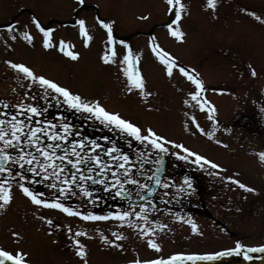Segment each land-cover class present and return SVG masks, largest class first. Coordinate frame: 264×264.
I'll use <instances>...</instances> for the list:
<instances>
[{
	"label": "rangeland",
	"instance_id": "374dc122",
	"mask_svg": "<svg viewBox=\"0 0 264 264\" xmlns=\"http://www.w3.org/2000/svg\"><path fill=\"white\" fill-rule=\"evenodd\" d=\"M182 2L185 9L178 27L184 36L177 39L170 36L167 28L175 19L167 0H0V118L16 115L27 123L26 110H18L16 105L37 106L41 115H33L32 123L43 126L40 120H51L58 128L61 123L70 124L71 134L63 144L70 146L72 140L83 139L88 143L96 139L101 147L95 153L105 162L110 160L107 150L115 145L119 153L113 155L127 154L128 163L134 165L131 175L141 183H148L150 170L162 154L149 142L136 140L115 125L106 126L89 113L69 108L62 97L57 103L54 96L59 94L41 99L43 91L39 85L31 83L8 62L24 63L36 74L69 88L85 100L98 101L142 131L151 127L166 140L183 144L221 166L201 167L193 163L195 158L191 156L188 160L180 159L173 153L187 155L183 149L166 144L167 176L172 183L176 177L185 176L192 184L191 190L182 192L181 187L186 188L184 180H177L178 195L174 196L173 207L179 204L178 213L168 210L170 196L162 198L161 205L154 209L148 200L138 203L124 200L116 204L106 198L109 202L105 203L101 193L114 195L107 179L113 181L112 173L122 171L112 164L99 189L91 190L88 187H95L91 184L86 186L91 192H100L103 199L92 194L94 201H88L78 191L75 196L69 193L60 197V202L66 199L68 207L83 212H114L130 207L139 211L140 203L148 204V220L141 221L133 215L128 218L134 222L131 225L114 218L77 220L76 224L59 209L33 204L18 183H12V199L0 209V248L27 253L26 259L31 264H84L85 259L87 264H113L193 251L213 253L234 248L237 242L253 248L264 246V161L259 158V153L264 152V0H216L214 8H209L206 0ZM33 17L42 27L52 29L51 47H44L43 33L36 28ZM80 19L85 20L91 37L87 44L77 23ZM99 19L113 27L112 47L116 56L107 63L102 57L111 49L107 30ZM26 32L31 34V42L25 39ZM152 38L179 65L195 69L204 85L199 99L201 103L206 99L207 105L202 108L191 99L189 93L195 91V85L178 69L167 75L151 50ZM61 40L68 51L79 54L76 59L60 51ZM120 41H125L134 56H138L139 63L135 66L149 95L141 97L135 88L127 91L130 85L123 74L126 65L121 63L127 48ZM252 70L256 75H252ZM212 107L214 112H210ZM209 131L213 133L211 137L207 135ZM42 142L51 141L43 138ZM61 151L58 149V154ZM23 165L25 170L21 172L25 173L29 165ZM35 176L43 179L41 190L35 192L38 196L43 194L44 199L59 196L58 191L48 187L50 179L36 173ZM229 176L254 191L240 188L226 179ZM25 183L33 189L28 181ZM155 197L149 200L156 202ZM189 219L197 225V231H192ZM137 221L154 231L142 236L141 229L135 226ZM77 232L81 234L77 236ZM102 236L107 239H101ZM74 239L81 241L85 257L76 254ZM149 240L156 242L159 250L151 248Z\"/></svg>",
	"mask_w": 264,
	"mask_h": 264
},
{
	"label": "snow or ice",
	"instance_id": "6c2138e0",
	"mask_svg": "<svg viewBox=\"0 0 264 264\" xmlns=\"http://www.w3.org/2000/svg\"><path fill=\"white\" fill-rule=\"evenodd\" d=\"M83 2V0H81ZM207 6L209 8H214L216 4V0H206ZM167 4L169 5V11L174 13L175 19L172 23L167 25L169 33L172 37L177 39H183L184 33L178 27V24L182 18L183 10L185 9V4L182 0H167ZM255 16V13H252ZM256 19H260L259 16H256ZM33 23L36 28L43 33V45L48 48L51 47V33L52 29L45 28L41 26L40 21L33 17ZM80 27V33L85 37L84 43L87 44L91 37L85 26V20L80 19L77 21ZM99 24L107 30V41L110 47V51L105 52L102 59L107 63L113 61V58L116 56V50L112 47L114 43L113 36V27L111 24L105 22L103 19H99ZM11 27V26H9ZM25 39L31 42L32 36L30 33L23 34ZM15 39V37H13ZM151 50L155 57L161 62V64L165 67V71L167 75L171 76L173 74L174 68L178 69V71L187 78L193 85H195V91L189 93V96L192 100L197 101V103L201 104L203 108L209 102L205 99L203 103H201L199 97L200 93L203 91L204 85L203 81L199 78V74L196 73L195 69H187L181 65H179L176 61V58L172 56L169 52H167L163 47H161L158 43H156L155 38H152L150 41ZM60 51L64 52L67 56L72 59H76L78 57V53L75 51H68L65 47V41L61 40ZM121 45H125L127 48L126 53L123 55V59L121 63L126 65L123 68V74L127 77V82L130 87L127 88V91L131 92L133 88L139 90V94L141 97L149 95L145 91V83L144 78L138 67L135 65L139 63L138 56H134L132 49L128 47L125 41H120ZM135 61V63H134ZM12 68L16 69L18 72L22 73L24 77L28 78L31 83L38 84L39 87L43 91V96L41 99L47 100L49 96H53V94H59L58 96H54L59 103L60 98L62 97L63 103L66 104L69 108L75 109L77 111H83L91 114L92 118L100 120L105 123V125H115L117 128L121 129L123 132L130 133L136 140L147 141L150 143L153 149L159 150L160 153H166L169 151L167 145H175L177 149H183V152L187 155H180L179 152L173 153L174 155L179 156L180 159L188 160L189 156L194 157L193 163L200 165L203 167L204 164L211 166L214 169H219L221 166L214 161L208 159L204 155H200L183 144H176L174 141L166 140V138L162 135H158L151 127L141 130L136 124L130 122L127 119L122 118L118 113L110 112L105 107H103L98 101L92 100L88 101L82 98L78 93L72 92L69 88L61 86L59 83L54 82L52 79L46 78L44 75L36 74L33 69L26 66L24 63H14L8 62ZM252 75H256L255 70H252ZM30 83V86H31ZM185 103H188L186 100ZM4 107H8L7 104ZM16 108L26 110L28 114L27 123L25 120L18 119L16 115H12L9 119L0 118V172L8 173V175L12 176L11 164H27L29 165L28 171L36 173L37 175H43L46 178L51 180L48 187L50 189H54L59 192V196H54L53 199H44L43 194L39 196L32 191L26 184L24 183L27 180V177L24 176L21 172H16L15 176L20 177V181L18 182V187L23 192L25 196H27L31 202L37 206H44L53 209H59L64 213L69 215H75L78 217H82L84 220H106L109 218H114L121 223H129L130 225L134 222L128 219L131 216H135L139 218L141 221H147L148 215L146 214L149 211L148 204L140 203L139 211H136L135 208L130 207L128 210L122 211H114L110 212L105 216H97L92 213H82L80 211H76L72 207L66 206L64 203L60 202V197H64L67 194H71L73 196L77 195L75 191H73V186L79 189L80 193H82L85 197H91L92 192L85 186V184L80 183V181L92 180V175H85L81 168L88 164L89 161L94 162L96 166L99 167V183L104 184L105 179L104 176L108 174L109 165L117 164L118 169L122 170L119 173L113 172L111 179L114 183H109V188L117 189V195L128 196V191L125 189L126 184L137 185L140 189H146L147 193H153L156 191L155 187L150 186L147 183H141L140 181L133 179L131 175V170L134 165L128 163L129 157L127 154L121 155H113V153H119V149L112 146V148L107 150V153L110 157V160L105 162L101 159L99 155L95 153V149L100 148L101 146L96 143L95 140H91L88 143L91 145L86 147L85 140L78 139L72 140L70 146L64 145L63 142L69 139V135L71 134V125L68 123H61L59 128L57 125L51 121L40 120L39 123L43 126H29L32 124L31 117L33 115L40 116L41 111L37 106H33L32 104H18ZM215 108H210V112H214ZM211 115H209V119H211ZM199 127V125H197ZM201 131H204L201 128ZM209 137L213 135L211 131L207 133ZM47 137L50 143L44 144L42 142L43 138ZM107 139V138H105ZM59 141V143H56ZM219 143V141H217ZM31 148L32 150H27ZM12 149L13 151H9ZM62 149L60 154H58L57 150ZM83 153V155H82ZM70 157H75V159H70ZM259 158L261 161H264V152L259 153ZM59 161H66L67 164L71 165V168L75 171L69 172L63 163ZM118 161H123L122 163H118ZM159 162V161H158ZM87 173H95L96 167L88 166ZM159 171V169H157ZM123 176V179L121 178ZM149 180L154 179L155 184L160 185L161 179L155 176H149ZM226 179L233 181L240 188L246 189L248 191H254L244 183H242L238 179H234V177H227ZM185 187H181V191L191 190L192 184L188 177L184 178ZM165 188L169 185L167 183L163 184ZM12 183L10 180L0 181V209L4 208L12 199ZM175 199V197H173ZM140 200L147 199L146 196L140 195ZM135 203V202H133ZM177 219H182V217L177 216ZM47 223L51 224V219L47 220ZM188 223L191 224L192 231H197V225L189 219ZM135 226L141 229L140 234L142 236L147 235L148 233H152L154 230L152 228L145 229V225L139 223V221L135 222ZM81 233L77 232V236ZM18 235L17 233H13V236ZM101 239H107L106 237H101ZM74 243L76 247V254L80 257H85L86 252L84 250V246L82 245L79 239H74ZM115 243V241H113ZM148 245L151 248L159 250V245L152 241H148ZM243 245L239 242L236 243L235 247L230 250H226L225 252L219 253V255H227L232 252H240L243 249ZM261 249H264V246H260ZM245 255H247L245 253ZM215 254L212 255H188L186 258L188 260H211L213 259ZM27 253L22 251H18L16 253L7 251L3 248H0V264H4L5 261H13L14 264H29V261L26 259ZM184 258L183 253H177L172 256H169L167 260L164 259H152V260H134L131 264H175L177 260H181ZM84 264H87V260H84Z\"/></svg>",
	"mask_w": 264,
	"mask_h": 264
},
{
	"label": "flooded vegetation",
	"instance_id": "af4514ba",
	"mask_svg": "<svg viewBox=\"0 0 264 264\" xmlns=\"http://www.w3.org/2000/svg\"><path fill=\"white\" fill-rule=\"evenodd\" d=\"M33 125H36L35 124V122H33L32 123ZM39 126V125H38ZM95 141H96V143L97 144H99V141L98 140H96L95 139ZM9 151L11 152V151H13L12 149H9ZM164 154V157H165V168H164V171H163V174H162V177H161V184L159 185V187H158V190H157V192L155 193V195H156V197H155V200H156V207L157 206H159V205H161V203H162V201L164 200V199H162V198H165L166 196H170L169 197V199H168V201H169V208H168V210L169 211H171V212H176V213H178V212H180V206H179V204L178 205H174V207H173V200H174V196L175 195H178L177 194V186H176V184L178 183V181H181V179H183L184 180V178H185V176H180L179 178H181V179H179V178H177L176 177V179L178 180H176V181H174V183H172V181L173 180H170V178L167 176V171H168V162H169V156L166 154V153H163ZM156 162V161H155ZM65 166H67V164L65 165ZM112 166L113 167H116L117 166V164H112ZM10 167H11V171H12V175H13V177L11 176H9L8 175V173H5V172H2L1 174H0V181H4V180H10L11 181V183H18L19 181H20V177H16V176H14L15 175V173L16 172H21V170H25V167H24V165L23 166H21V164H11L10 165ZM153 167V166H152ZM96 172H97V170H96ZM95 172V174H97ZM22 174H27V180H25L24 181V183L26 182V181H28V183H29V186L31 185L32 187H33V189H31L32 191H34V192H36V191H39V190H41V186H40V183L41 182H43V179H41V178H37L36 176H35V173H29L28 171L27 172H25V173H23V172H21ZM91 175V174H90ZM138 175V174H137ZM141 174H139V176H140ZM149 176H151V170H150V174H149ZM133 179H136V180H138V181H140V179H138V178H136V177H134ZM39 180V181H38ZM148 180V183L147 184H149V182H150V180L149 179H147ZM81 183H86L87 185H88V180H85V181H80ZM141 182V181H140ZM165 183H167L169 186L167 187V188H165L164 186H163V184H165ZM26 184V183H25ZM98 184V183H97ZM131 183H129V184H126L125 185V189L128 191V192H130L133 196H139V195H142L143 193H144V191L146 190V189H140L137 185H133V184H131ZM36 185H38L40 188H38V187H36ZM96 185V184H95ZM99 186H101V183H100V185ZM132 188V189H131ZM36 189V190H35ZM80 194V193H79ZM95 196H97L98 198H101L100 197V194L98 193V194H95V193H93ZM81 196H84L82 193L80 194ZM104 195V194H103ZM85 197V196H84ZM104 197H105V195H104ZM88 201H94V199H93V197L91 196V197H85ZM110 198V199H109ZM109 200H112L111 198H114V195L113 194H110V196H109ZM153 198V197H152ZM108 199H105L107 202H109V200ZM145 200H148L149 201V203H150V200H149V198L148 199H145ZM145 200H143V201H145ZM170 200H172V201H170ZM65 202H66V199L64 200ZM123 201H120V200H117L116 201V204H120V203H122ZM126 202H128V201H126ZM124 203V202H123ZM94 204H96V203H94ZM183 205V204H182ZM76 210V209H75ZM175 210V211H174ZM76 211H80L81 212V210H76ZM82 213H84L83 211H82ZM77 218H81V219H83L82 217H78V216H75V215H71L70 216V220L72 221V222H74V223H76V224H78L77 223Z\"/></svg>",
	"mask_w": 264,
	"mask_h": 264
},
{
	"label": "water",
	"instance_id": "95a60500",
	"mask_svg": "<svg viewBox=\"0 0 264 264\" xmlns=\"http://www.w3.org/2000/svg\"><path fill=\"white\" fill-rule=\"evenodd\" d=\"M164 168V161L163 158L160 157L158 165L154 168L153 176L160 178L162 171ZM159 169V171H157ZM153 187H157L155 184V180L153 179ZM123 198H129V196L120 195ZM97 216H101L98 213H93ZM220 251L215 254L214 258L211 260H188L184 255V258L181 260H177L175 264H264V249L261 248H245L240 252H232L231 254L227 255H219V253L225 252ZM245 253L247 255H245ZM212 255V254H210ZM4 264H14L13 261H5Z\"/></svg>",
	"mask_w": 264,
	"mask_h": 264
}]
</instances>
